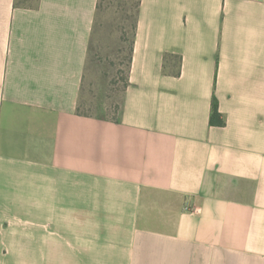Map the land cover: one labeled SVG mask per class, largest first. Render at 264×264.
<instances>
[{
	"label": "crops",
	"instance_id": "obj_1",
	"mask_svg": "<svg viewBox=\"0 0 264 264\" xmlns=\"http://www.w3.org/2000/svg\"><path fill=\"white\" fill-rule=\"evenodd\" d=\"M98 1L0 0V264H264V0H140L114 117Z\"/></svg>",
	"mask_w": 264,
	"mask_h": 264
},
{
	"label": "rangeland",
	"instance_id": "obj_2",
	"mask_svg": "<svg viewBox=\"0 0 264 264\" xmlns=\"http://www.w3.org/2000/svg\"><path fill=\"white\" fill-rule=\"evenodd\" d=\"M139 0H101L89 49L80 110L116 116L137 23Z\"/></svg>",
	"mask_w": 264,
	"mask_h": 264
},
{
	"label": "trees",
	"instance_id": "obj_3",
	"mask_svg": "<svg viewBox=\"0 0 264 264\" xmlns=\"http://www.w3.org/2000/svg\"><path fill=\"white\" fill-rule=\"evenodd\" d=\"M100 2H101V0H99L98 4H97V9L98 10L100 9ZM33 3H34L33 0H17V4H22V5H25V6H33L34 5ZM98 10H97V13H98ZM95 23H96V19H95ZM95 23H94V26H93V33H94V30H95ZM136 25H137V23H136ZM135 29H136V26H135ZM132 52H133V41H132V44H131L130 55H129V58H128V69H129L130 62H131ZM128 83H129V79H128V74H127V76L124 78V84H125L124 85V89L126 88ZM79 110H80V107H79ZM211 122H212V124H216V123L222 124V123H224L223 120H222V115L218 111V106H217L216 99L213 100V112H212Z\"/></svg>",
	"mask_w": 264,
	"mask_h": 264
},
{
	"label": "built area",
	"instance_id": "obj_4",
	"mask_svg": "<svg viewBox=\"0 0 264 264\" xmlns=\"http://www.w3.org/2000/svg\"><path fill=\"white\" fill-rule=\"evenodd\" d=\"M185 209L190 212L196 211V208L192 207L190 203H187V205L185 206Z\"/></svg>",
	"mask_w": 264,
	"mask_h": 264
}]
</instances>
